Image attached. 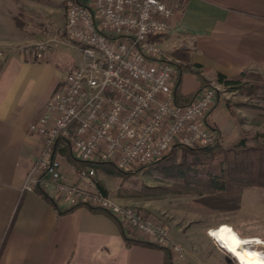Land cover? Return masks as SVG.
I'll list each match as a JSON object with an SVG mask.
<instances>
[{"label":"built area","instance_id":"obj_1","mask_svg":"<svg viewBox=\"0 0 264 264\" xmlns=\"http://www.w3.org/2000/svg\"><path fill=\"white\" fill-rule=\"evenodd\" d=\"M187 0H66L63 33L81 49L78 66L52 91L44 111L28 125L40 148L24 189H54L53 198L68 206L83 204L108 211L121 225L135 228L174 259L181 247L167 230L135 207L116 203L94 184L95 169L75 170L93 189L66 180L62 144L80 161L106 162L123 171L163 158L178 147L215 146L219 133L208 114L235 85L209 79L191 100L177 104L176 66L156 39L168 32L176 11ZM2 51H0V55Z\"/></svg>","mask_w":264,"mask_h":264},{"label":"crops","instance_id":"obj_2","mask_svg":"<svg viewBox=\"0 0 264 264\" xmlns=\"http://www.w3.org/2000/svg\"><path fill=\"white\" fill-rule=\"evenodd\" d=\"M16 2L0 0V45L7 46L8 33L16 28ZM156 41L164 55L191 66L181 72L182 95L193 94L217 73L228 78L256 73L264 84V0H187ZM60 79L53 59H38L28 51L0 60V264H163L160 248L127 244L111 214L86 206L60 213L35 188H23L40 148L28 125L44 111ZM220 103L208 120L224 139ZM224 109L223 119L232 127ZM63 174L69 182L94 188L79 180L72 167ZM46 192L53 198L52 187ZM54 201L62 209L69 207ZM181 264L203 263L187 254Z\"/></svg>","mask_w":264,"mask_h":264},{"label":"rangeland","instance_id":"obj_3","mask_svg":"<svg viewBox=\"0 0 264 264\" xmlns=\"http://www.w3.org/2000/svg\"><path fill=\"white\" fill-rule=\"evenodd\" d=\"M16 4V28L8 33L7 46L0 45V60L11 52L28 51L38 59H53L57 77L62 79L81 60L80 47L69 41L62 30L66 0H17ZM165 57L176 66L177 77L179 70L188 66L182 58L178 62L173 56ZM235 86L232 95L219 98L215 104L216 107L221 102L217 114L224 121L225 128L224 139L219 134L215 146L178 147L165 158L139 165L131 171H124L127 172L125 174L105 164L92 165L95 179L116 203L135 207L144 217L164 225L170 243L178 244L183 253L180 259L171 256L173 264H181L187 254L203 264H239L208 235L209 229L222 223L232 226L241 237L256 236L264 242V187L245 188L237 207L212 210L201 204L200 196L193 189L194 184L171 174L167 168L172 163L208 162L215 150L231 148L242 138L248 146L264 142V84L261 76L245 73ZM224 107L235 123L232 127H228L223 119ZM60 162L62 172H70L72 165L68 160L64 157ZM121 227L127 235L158 246L151 239L145 240L147 236L135 228L126 224ZM249 246L264 254V243H251Z\"/></svg>","mask_w":264,"mask_h":264},{"label":"trees","instance_id":"obj_4","mask_svg":"<svg viewBox=\"0 0 264 264\" xmlns=\"http://www.w3.org/2000/svg\"><path fill=\"white\" fill-rule=\"evenodd\" d=\"M192 66L199 68L200 65L193 64ZM192 70L188 65L184 69L179 70L178 80L174 89V100L177 104H185L191 100L194 93L191 95H182L180 92V77L181 72ZM198 77L199 72L194 71ZM245 73H241L237 77H226L222 73H217L216 78L226 83L237 84ZM203 83L201 85H204ZM62 144V154L72 165L74 170H80L88 165L96 163L84 162L75 159L65 143ZM166 157V156H165ZM163 157V158H165ZM153 161V163L163 159ZM97 164H105L110 168L121 173H127L115 168L113 165L106 162H98ZM171 170V174L184 178L186 182L194 184V191L200 196L199 201L204 206L212 210H226L237 207L241 199L242 192L248 187H264V142L259 145L248 146L245 144V139H240L233 147L215 150L208 162L203 163H172L167 167ZM95 187L107 194L106 189L99 181L94 180ZM35 189L43 195L60 213L70 212L78 206H86L93 212L104 213L110 215L108 211L100 208H94L89 205H73L66 209L58 207L57 203L51 198L44 187L38 185ZM122 236L127 244H142L151 247H157L163 250V264H173L171 254L167 247H159L153 243L140 240L135 237H129L124 233L123 228L119 224Z\"/></svg>","mask_w":264,"mask_h":264},{"label":"bare ground","instance_id":"obj_5","mask_svg":"<svg viewBox=\"0 0 264 264\" xmlns=\"http://www.w3.org/2000/svg\"><path fill=\"white\" fill-rule=\"evenodd\" d=\"M208 235L230 253L239 264H264V254L249 246L251 243H264L260 238L241 237L232 226L226 223L209 229Z\"/></svg>","mask_w":264,"mask_h":264}]
</instances>
